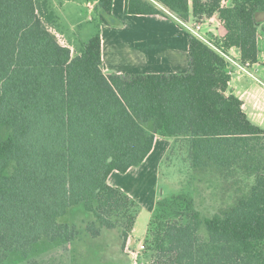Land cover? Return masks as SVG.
<instances>
[{"label": "trees", "instance_id": "obj_1", "mask_svg": "<svg viewBox=\"0 0 264 264\" xmlns=\"http://www.w3.org/2000/svg\"><path fill=\"white\" fill-rule=\"evenodd\" d=\"M155 1L184 21L217 14L227 33L213 45L190 34L189 72L105 74L100 31L74 55L47 4L0 0V259L75 240L62 218L79 204L93 238L117 229L125 244L141 206L109 177L140 166L161 135L185 144L194 171L255 182L211 216L184 193L160 197L143 250L151 264H264V128L228 93L224 55L236 47L244 65L258 62L264 0ZM99 6L109 22L113 0ZM126 12L164 14L150 0H126Z\"/></svg>", "mask_w": 264, "mask_h": 264}, {"label": "rangeland", "instance_id": "obj_2", "mask_svg": "<svg viewBox=\"0 0 264 264\" xmlns=\"http://www.w3.org/2000/svg\"><path fill=\"white\" fill-rule=\"evenodd\" d=\"M39 1L47 4L46 9L55 13L56 19L48 21V25L61 44L71 47L74 55L99 31L97 22L100 21L101 12L96 8L91 12L86 5L87 0H60L56 7L50 0ZM259 19V39L264 54V13L260 14ZM202 26L201 32L205 34L210 23L203 22ZM147 127L149 130L153 128L152 124ZM160 139L157 151L150 158L151 164H146L132 189L141 206L136 231L131 233L134 234L131 247L136 250L139 242L148 238V224L160 197L184 193L193 198L194 205L203 216H211L229 207L255 182V177L242 173L224 177L217 172L194 171L187 160L185 144L175 143L170 151L174 137L160 136ZM158 172L160 175H157ZM128 178L124 182L130 181ZM93 219L94 215L83 204L76 205L62 218L63 222L77 228L75 240L45 239L33 246L25 256L15 252L5 260L0 259V264H151L150 256H146L144 251L139 252L137 262L129 255L127 242L124 244L117 229H104L101 236L93 238L86 231L87 222Z\"/></svg>", "mask_w": 264, "mask_h": 264}, {"label": "crops", "instance_id": "obj_3", "mask_svg": "<svg viewBox=\"0 0 264 264\" xmlns=\"http://www.w3.org/2000/svg\"><path fill=\"white\" fill-rule=\"evenodd\" d=\"M50 1L56 7L60 0ZM99 1L87 0L86 5L89 6L91 12L94 8L101 12V7H98ZM150 1L162 9L164 14H130L126 12V0H113L112 13L107 17L109 22H97L102 38V69L105 74H170L190 71V31L181 24L177 14V16L174 15V12L169 11L155 0ZM116 5H118L117 9ZM189 21L192 24L201 23V25L203 22H209L210 28L205 33L207 37H223L227 33L217 14L197 21L191 12ZM203 28L201 26V31ZM259 45L261 49L260 39ZM228 55L245 67L244 70L230 62L232 75L228 93L232 92L237 95L243 101V109L249 118L264 128L263 51L261 49L258 62L248 65L241 62L238 48H230ZM160 136L157 135L152 151L140 166L132 167L125 173L114 171L109 177V183L137 198L132 189L146 164H151L150 158L158 149ZM174 142L175 138L173 144ZM171 147L172 145L169 149ZM157 175H160L159 172ZM125 178L130 181L124 182ZM134 231H136V226ZM131 235L134 236V234Z\"/></svg>", "mask_w": 264, "mask_h": 264}, {"label": "built area", "instance_id": "obj_4", "mask_svg": "<svg viewBox=\"0 0 264 264\" xmlns=\"http://www.w3.org/2000/svg\"><path fill=\"white\" fill-rule=\"evenodd\" d=\"M223 5H228V1H223ZM176 15V14H174ZM177 16V15H176ZM179 21L181 22V24L190 31V33L194 34L195 36L199 37L200 39H202L203 41L212 44V42L210 41L209 37H207L205 34H203L201 32V23H190V21H184L179 17ZM213 45V44H212ZM225 57L227 58V60L229 61V63H233L237 66H239L240 68L245 70V67L243 65H241L240 63L236 62L234 59H232L228 54H225ZM230 66V65H229ZM228 72L232 75V69L230 67H228ZM133 240V236L130 234V236L128 237L127 243H126V248L127 251L129 253L130 256H132L136 262H137V258L139 255L140 251H143L146 248V243L145 241H141L139 242V248L133 249L131 247V242Z\"/></svg>", "mask_w": 264, "mask_h": 264}]
</instances>
